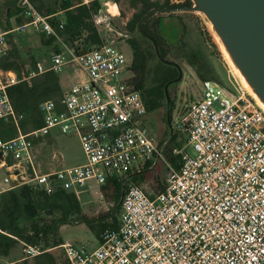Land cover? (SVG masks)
<instances>
[{
    "label": "built area",
    "instance_id": "2783aa9c",
    "mask_svg": "<svg viewBox=\"0 0 264 264\" xmlns=\"http://www.w3.org/2000/svg\"><path fill=\"white\" fill-rule=\"evenodd\" d=\"M98 1L108 15H115V0ZM18 3L23 22L0 31V59L7 54L8 37L29 29L53 38L64 50L53 52L48 65L36 63L20 75L0 69V121L16 130L13 138L0 139V169L8 185L0 193L23 184L37 185L47 194L57 188L74 191L90 180L103 185L152 161L158 148L145 128L140 92L128 83L126 54L104 40L75 54L49 23L50 16L40 14L29 0ZM108 20L98 14L97 30L103 23L107 28ZM69 63L77 67L76 82L58 102L42 101V126L23 133V116L15 113L8 90L47 73L58 75ZM202 86L200 98L174 118L187 140L174 151L179 167L170 169L163 191L152 199L129 185L117 232L106 230L93 250L62 244L67 264H264V111L239 84L228 89L205 80ZM53 127L79 136L85 163L38 173L33 142ZM40 253L35 246L24 249L26 257Z\"/></svg>",
    "mask_w": 264,
    "mask_h": 264
},
{
    "label": "trees",
    "instance_id": "16d2710c",
    "mask_svg": "<svg viewBox=\"0 0 264 264\" xmlns=\"http://www.w3.org/2000/svg\"><path fill=\"white\" fill-rule=\"evenodd\" d=\"M29 2L40 14L50 16L49 23L57 30L64 43L74 48L75 54L88 51L103 41L94 23V18L102 8L98 0H93L87 4L81 0H29ZM129 4L130 7L136 9V12L124 24L122 29L133 34L137 22L150 9L191 6V1L184 0L182 3L173 4L170 0H163L162 2L129 0ZM181 14L186 15V13ZM60 21L63 22L61 29L58 26ZM22 22V10L18 0H2L0 3L1 29L9 30L15 24ZM142 28L144 32L158 42L160 53L166 60L181 62L193 71L200 82L212 80L220 85L223 84L220 74L214 68H202L204 64L196 55V51L199 52V50H195L193 44L182 39L185 34H183L179 43L168 44L161 37L162 29L155 15L148 18L143 23ZM186 30L187 28L184 26V32ZM46 39L56 42L53 38ZM123 39H125L131 51L128 83L140 92L146 115H151L161 109L164 110L162 118L164 130L159 145H157V148H159L168 134L163 90L165 84L177 77V70L172 66L158 62L151 43L145 38L136 36ZM26 64H29V67H34L36 63L30 54L29 59L24 60L15 46H12L7 54L0 59V69L13 70L18 75L21 74V69ZM173 86L170 87V90ZM8 95L15 113L23 116L19 124L21 131L28 133L42 126L38 111L39 104L45 100L58 102L62 96V89L58 75L47 73L34 78L30 83H22L11 87L8 90ZM170 101L174 134L163 150L162 157L172 166V169H178V156H173V151L184 146L187 140V132L175 128L173 117L175 102L172 98H170ZM15 134V127L10 122L0 121V139L9 140ZM152 164L153 162L150 161L141 166V169L136 170L133 168L122 176L108 178L105 184L100 186V189L103 196L112 203V207L107 213L96 217L83 215L81 203L75 191L57 188L52 193L47 194L37 185L23 184L0 193V257H8L11 250L19 244L23 250L27 246L38 247L42 253L34 257H26L24 254L22 258L12 261L11 264H63L53 252L60 249V246L64 244L60 238V228L80 223L86 224L100 243L101 236L106 230L117 232L119 228L121 206H117V204L121 195L123 180L132 173L147 170ZM147 174L145 172L132 177L127 182L125 190L129 185L142 184ZM155 185L152 194L145 193L152 199L163 191L165 182L162 183L155 178ZM64 264H67L66 261H64Z\"/></svg>",
    "mask_w": 264,
    "mask_h": 264
},
{
    "label": "rangeland",
    "instance_id": "374dc122",
    "mask_svg": "<svg viewBox=\"0 0 264 264\" xmlns=\"http://www.w3.org/2000/svg\"><path fill=\"white\" fill-rule=\"evenodd\" d=\"M81 1L84 2L83 0ZM1 2L2 0H0ZM116 4L117 9L115 7L112 9V12L115 14L114 16L108 15L107 9L103 5L99 14L108 17V22L114 27L123 30L124 24L130 20L136 9L130 7L129 0H117ZM189 14L185 15L189 16V20L186 21L187 30L184 32L185 36L182 39L187 43L193 44L194 48H196L195 50H199V52L196 51V55L204 64L202 68H214L220 74L221 81L223 82L222 85L225 88L231 89L236 84H239L249 94L220 51L215 35L205 18L198 13ZM98 30L104 41L113 44L126 54L129 63L131 52L124 44L125 39L123 38L125 37H118L113 31L106 28L105 23L100 25ZM0 31H2L1 27ZM178 31L175 27H168L165 28L164 33L173 42L179 33ZM12 46H15L24 60L29 59L30 54L35 63L43 65L49 64L50 55L56 51V42H51L43 34L33 29H29L25 33H14L8 38V51ZM28 65L26 64L21 70L25 71L27 68H32ZM181 69L183 72L182 80L169 91L170 98L175 102L174 118L179 116L189 103L199 99L203 90L202 82L197 79L193 71L185 65L181 66ZM76 74L77 67L73 63L67 64L63 71L58 74L62 92L73 85L76 81ZM126 76L128 74H125ZM249 96L252 97L250 94ZM163 112L164 110L161 109L146 117L145 128L156 145H159L164 130V122L162 121ZM174 151L173 156L175 155ZM33 163L38 173L65 169L85 163V156L81 149L79 136L75 133H63L60 127H53L47 135L41 136L33 142ZM171 168L172 166L161 156L153 169L146 172L148 174L145 181L137 186L146 194H152L156 186L155 178L162 183L165 182ZM135 169L138 170L141 167L139 166ZM3 175L4 171L0 170L1 180ZM100 186V184L90 180L82 187L74 190L80 200L82 213L86 217H96L100 214H105L112 207V203L101 193ZM59 234L64 243L85 246L89 250L95 249L99 244L96 236L84 223L63 226L60 228ZM53 252L64 264L65 258L62 251L57 249ZM23 256L24 250L21 245L17 244L11 250L8 257H0V264H11L12 261L20 259Z\"/></svg>",
    "mask_w": 264,
    "mask_h": 264
},
{
    "label": "water",
    "instance_id": "95a60500",
    "mask_svg": "<svg viewBox=\"0 0 264 264\" xmlns=\"http://www.w3.org/2000/svg\"><path fill=\"white\" fill-rule=\"evenodd\" d=\"M191 6L174 8H154L147 11L137 22L133 34L114 27L110 22L107 28L118 37L141 36L148 40L158 62L173 66L178 70V77L164 86L165 121L168 134L159 146L153 164L147 170L138 171L125 177L121 184V195L117 206H121L127 182L136 175L153 169L162 152L174 134L171 121L170 87L182 79V71L175 63L166 60L160 53L157 41L146 32L142 25L156 13L189 12L202 15L217 42L222 46L232 63L237 76L246 83L252 94L264 106V0H190ZM255 101V100H254Z\"/></svg>",
    "mask_w": 264,
    "mask_h": 264
},
{
    "label": "flooded vegetation",
    "instance_id": "af4514ba",
    "mask_svg": "<svg viewBox=\"0 0 264 264\" xmlns=\"http://www.w3.org/2000/svg\"><path fill=\"white\" fill-rule=\"evenodd\" d=\"M154 1H157V0H154ZM161 2V1H160ZM182 2H184V1H182ZM181 2V3H182ZM182 7V6H181ZM181 13H186V15H189V14H187V13H189V12H176V13H170V14H165V13H156V14H153V15H155L157 18H158V20H159V22H160V27H161V29H162V31H161V37H162V39H164V41H166L168 44H176V43H179L180 42V39L182 38V36H183V34H184V26H186L187 27V25L186 24H184L183 23V19L181 18ZM152 15V16H153ZM162 17H174V20H173V22H171V21H168V22H161V18ZM175 18H178L179 20L177 21V19H175ZM168 27H175L176 29H178L179 31V33L177 34V36H176V38H175V40L173 41V42H171L170 41V39L166 36V34L164 33V30H165V28H168ZM158 43V42H157ZM125 46L128 48V50L130 51V48H129V46L127 45V43H126V41H125ZM131 52V51H130ZM154 52V51H153ZM168 61H171V62H175L179 67H180V69H181V66H183V64L181 63V62H179V61H174V60H168ZM168 66V65H167ZM173 67V66H172ZM175 68V67H174ZM176 69V68H175ZM177 70V69H176ZM181 71H182V69H181ZM182 74H183V72H182ZM177 77H178V70H177ZM176 77V78H177ZM182 77H183V75H182ZM175 78V79H176ZM174 79V80H175ZM182 80V79H181ZM180 80V81H181ZM179 81V82H180ZM178 82V83H179Z\"/></svg>",
    "mask_w": 264,
    "mask_h": 264
},
{
    "label": "crops",
    "instance_id": "0c3cea01",
    "mask_svg": "<svg viewBox=\"0 0 264 264\" xmlns=\"http://www.w3.org/2000/svg\"><path fill=\"white\" fill-rule=\"evenodd\" d=\"M162 2V1H161ZM181 16V18L183 19V23L184 24H186L187 22L186 21H188L189 20V16H185V15H180ZM175 19H177V21L179 20L178 18H175ZM173 20H174V17H162L161 18V22H168V21H171V22H173ZM56 50H64V48L61 46V45H59L58 43H56ZM65 56L67 57V58H69L70 56H69V54L65 51ZM76 82V81H75ZM74 82V83H75ZM73 83V84H74ZM70 88V87H69ZM69 88H67V89H65V90H68ZM65 90H63V91H65ZM77 166V165H76ZM74 167V166H73ZM0 170H2V171H4V175H3V177H2V180L0 179V188H7L8 187V185L7 184H5L4 183V181H3V178L5 177V175H6V172H5V170L4 169H0ZM57 170H60V169H57ZM51 171H55V170H51ZM51 171H46V172H43V173H47V172H51Z\"/></svg>",
    "mask_w": 264,
    "mask_h": 264
},
{
    "label": "bare ground",
    "instance_id": "6f19581e",
    "mask_svg": "<svg viewBox=\"0 0 264 264\" xmlns=\"http://www.w3.org/2000/svg\"><path fill=\"white\" fill-rule=\"evenodd\" d=\"M211 28V25H210ZM217 41V40H216ZM218 43V42H217ZM219 44V43H218ZM219 48L220 51L222 52L223 56L225 57V59L227 60V63L232 67V63L228 58V55L226 54L225 50L222 48V46L219 44ZM234 70V69H233ZM241 82L244 86V88L248 91V93L252 96V98L256 101V103L258 104V106L264 111V106L259 102V100L254 96V94H252V92L250 91V89L248 88V86L246 85V83L241 79Z\"/></svg>",
    "mask_w": 264,
    "mask_h": 264
}]
</instances>
